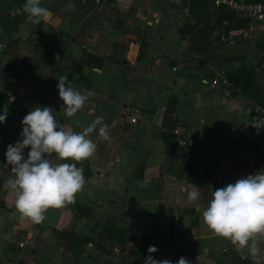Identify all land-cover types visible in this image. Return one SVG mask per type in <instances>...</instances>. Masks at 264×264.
Instances as JSON below:
<instances>
[{
    "label": "crops",
    "instance_id": "0c3cea01",
    "mask_svg": "<svg viewBox=\"0 0 264 264\" xmlns=\"http://www.w3.org/2000/svg\"><path fill=\"white\" fill-rule=\"evenodd\" d=\"M25 2L0 0V161L35 106L76 131L101 116L111 138L90 134L96 151L76 162L84 186L39 223L15 207L0 162V264H145L149 245L160 260L264 264V238L253 258L201 212L212 190L264 170V130L249 128L264 106V25L226 31L227 7L213 0H40V22ZM251 69L239 86L237 71ZM60 76L93 93L70 117ZM129 106L141 109L136 125Z\"/></svg>",
    "mask_w": 264,
    "mask_h": 264
},
{
    "label": "clouds",
    "instance_id": "9594fccd",
    "mask_svg": "<svg viewBox=\"0 0 264 264\" xmlns=\"http://www.w3.org/2000/svg\"><path fill=\"white\" fill-rule=\"evenodd\" d=\"M23 9L36 22L43 20L49 9L40 0H26ZM63 103L61 109L73 116L93 94L73 87L68 76H60L56 85ZM7 111L0 112V123ZM19 139L7 145L5 166H11L13 175L4 180V186L15 194V207L25 217L39 223L49 208H59L74 200L86 179L76 162L91 157L97 144L91 133L109 140L108 126L96 116L80 131L66 126L58 119L51 106H35L22 118ZM28 148L27 154L25 149ZM196 189H186L190 201L199 198ZM204 222L217 234L231 240L239 251L247 249L255 258L260 251L258 239L264 238V170L247 174L222 187L212 190L211 199L201 210ZM157 251L149 245L145 264H191L181 256L176 261L156 259Z\"/></svg>",
    "mask_w": 264,
    "mask_h": 264
},
{
    "label": "built area",
    "instance_id": "2783aa9c",
    "mask_svg": "<svg viewBox=\"0 0 264 264\" xmlns=\"http://www.w3.org/2000/svg\"><path fill=\"white\" fill-rule=\"evenodd\" d=\"M217 6H226L228 9L233 10L236 14L243 19L250 21L253 25H264V0L260 1H247V0H213ZM229 25L228 21H225L223 27L226 28ZM217 33L222 40L232 39L226 31L218 29ZM141 116V109L139 107H126L125 119L129 124L136 125L139 122ZM249 128L253 131L264 130V106L256 105L253 109Z\"/></svg>",
    "mask_w": 264,
    "mask_h": 264
},
{
    "label": "trees",
    "instance_id": "16d2710c",
    "mask_svg": "<svg viewBox=\"0 0 264 264\" xmlns=\"http://www.w3.org/2000/svg\"><path fill=\"white\" fill-rule=\"evenodd\" d=\"M107 1H110V0H107ZM247 1H250V0H247ZM253 1H256V0H253ZM235 15L236 14L235 13L233 14L232 12H230V10L228 8L221 7L220 12L218 14V22L223 23L224 20L229 21V25L226 27V31L235 30L236 32H239V33L244 32L245 29L249 28L250 21L247 19L240 18V17L235 16ZM263 47H264V45H263ZM254 72H255L254 69H251L249 71L239 70V71H237L234 80L240 86V81L238 79V78H240V74L243 76L249 75V77H253Z\"/></svg>",
    "mask_w": 264,
    "mask_h": 264
}]
</instances>
